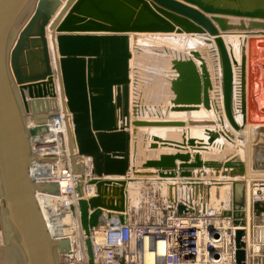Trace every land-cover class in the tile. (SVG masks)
I'll use <instances>...</instances> for the list:
<instances>
[{"label": "water", "instance_id": "obj_1", "mask_svg": "<svg viewBox=\"0 0 264 264\" xmlns=\"http://www.w3.org/2000/svg\"><path fill=\"white\" fill-rule=\"evenodd\" d=\"M62 1L65 0H0V201L5 248L13 249L18 264H60L59 256L70 251L69 241L50 237L35 198L37 191L57 194L58 186L34 184L28 175L33 159L30 137L45 127L28 129L27 116L31 115L38 125L44 124L47 118L44 114L50 110V101L58 98L54 78L59 85L69 128L67 112L73 118L74 134H71L72 143L71 140L69 142V159L73 172L81 176L77 186L80 197L83 196L86 178L81 163L83 156L94 159L95 170L90 183L96 185L97 196L81 199L79 211L86 236L88 264H95L91 234L104 223L105 211L111 226L115 215L120 224H125L128 213L126 188L129 178L113 179L126 177L128 167L124 162L129 159L127 142L113 140L115 135L117 139L122 135L113 133L116 130V109L122 107L120 98L116 104L113 103V89L117 86L128 90L129 60L132 57L129 34L176 33L218 38L221 33L264 31V0H67L51 23ZM34 6L32 15L21 29L20 25ZM48 26L54 31L56 72L47 40ZM56 32L97 35L56 36ZM216 44L225 71V114L230 125L238 130L239 126L233 119L229 54L222 39L218 38ZM184 66L189 70L182 72L177 68L178 74L184 77L172 82L173 90L179 96L178 102L182 94L185 100L188 99L182 86L186 87V92L200 88V76L195 67L187 63ZM206 72V67L202 66V73ZM190 75L197 77L194 83H180ZM210 83L206 76L207 92L203 104L213 109L209 98V90L213 88ZM196 101L202 102L200 97ZM239 107L243 112L244 105ZM162 125L166 126V123ZM169 125L174 126L173 123ZM124 130V127L120 129ZM225 139L231 142L228 137ZM152 140V149L158 148L159 143L166 146L168 142L159 137H152ZM189 142L195 147V142ZM223 142L219 135L211 134L206 144L203 142L198 146L204 151H208L206 148L223 149ZM176 146L181 149L186 145ZM235 153L233 151V155ZM177 159L182 162L180 169L184 178L191 174V170H243L239 160L204 162L200 155L194 157L193 163H187L191 160L190 154L161 156L160 160L148 161L143 168L157 171L161 177L175 179ZM254 169L264 170V159L254 160ZM259 205L257 203L256 207ZM201 206L209 217L213 214L236 219L242 217L240 209L226 212L215 211L205 203ZM178 210L182 212L186 206L180 204ZM195 210L191 212H199ZM241 237L242 232H238V240ZM239 259H242L241 254Z\"/></svg>", "mask_w": 264, "mask_h": 264}, {"label": "built area", "instance_id": "obj_2", "mask_svg": "<svg viewBox=\"0 0 264 264\" xmlns=\"http://www.w3.org/2000/svg\"><path fill=\"white\" fill-rule=\"evenodd\" d=\"M50 101L47 118L42 125L27 116L28 129L44 126L30 137L33 159L28 175L34 184H56L57 194L35 193L37 204L45 221L46 229L54 240L69 241L73 250V240L79 238V257L81 264H88L85 246V233L80 222L79 201L97 196L96 185L90 183L91 159L83 158L85 169L83 196L77 193L81 176L70 167L69 147L67 145V114L63 105L54 107ZM52 107V108H51ZM68 113V112H67ZM67 162V166L62 163ZM89 164V167H88ZM260 195L264 198V180ZM257 195L253 199L260 201ZM164 204V202H163ZM157 209L160 214L153 221L140 224L115 221L112 226L95 230L91 234L95 264H144L146 252H158L160 243L164 246L163 260L155 257L154 264H264V227L252 225L247 229L243 217H209L201 210L186 206L179 212L178 205ZM214 211V210H213ZM253 216V214H252ZM237 221V223H236ZM241 222L240 223H238ZM238 232L242 237L238 240ZM101 233V241L96 235ZM242 259H239V255ZM74 259L75 255H60Z\"/></svg>", "mask_w": 264, "mask_h": 264}, {"label": "rangeland", "instance_id": "obj_3", "mask_svg": "<svg viewBox=\"0 0 264 264\" xmlns=\"http://www.w3.org/2000/svg\"><path fill=\"white\" fill-rule=\"evenodd\" d=\"M129 37H132V43H133V48H132L133 62H132V68H131L133 80L136 83H138V81H140L139 86L142 85L141 87L145 90V93H146V97L144 98V100L146 99L147 102L150 104V106H155V104H157L160 101V99L158 100V98H156L157 97L156 90L152 91L154 89L153 88L154 84L158 85V86L163 85L164 87L172 86V80L174 79V76L172 74L173 71L178 70V69H180L182 72L188 71L189 69L185 68L184 65H185V63H187V64L193 66L194 63L192 61H190V62L187 61L188 58H191L193 56L192 55L193 53H190L191 57H188L187 55L184 56L183 53L179 54L178 52H176V50L173 49L174 47H166V46L162 45L160 42L158 43V41L157 42L154 41L149 36L145 37V36H139L138 34H134V35L129 34ZM202 38H203V36H202ZM232 38L233 37H231V39ZM241 38H240V40L235 41V42L233 40H236V39H232V40H230V42H231L232 46H234V44L236 42L237 43L240 42L239 44H243V48H242L243 52H244L243 53V59H244V54H245V59H246V53L245 52L247 51L248 52V59L250 60V73H251L250 80H251V82L249 84V91H248V97H247L248 98L247 99L248 100L247 111L249 112V118H248L249 121L248 122H250L251 124L248 123L247 126L251 131L252 139L250 141V145H248L247 142H241V140H238V142H236V144H230V143L226 144V142H223L222 144L227 145L228 147L230 146L233 149V151L236 152L235 155H231L232 157L230 156L231 159H228V161L239 160V162H241V164L243 166V170H238V171H226L225 169H222L221 171L199 170L200 171L199 176H195V174L193 175L191 173V174H188V175H190V177L186 174L187 176H186V178H184L182 176V174H183L182 170L180 169V165L182 164V162L177 159L178 161L181 162V164L178 167V170H179L178 174L179 175L177 173L176 174L178 176V179L182 180V181H178V184L175 183V181H174L176 179L161 177L157 171L154 174L151 173L149 175H146V173L144 171H148V169L143 168V166L148 161H146V163H144L142 165L141 164L142 158L143 159L144 158H153V157H156V155H157V152L152 151L153 149L151 148V145L154 144V142L151 139L152 143L150 144V147L143 149L141 146L140 153L143 155V157L140 158L141 160H135L134 161V159H133V161H132L131 160V151H130L128 161L124 162L127 164V167H128L127 171H126V177H124V178H129V183H130V184H128V185H130L129 190L131 191L129 193L130 198H131V206H132V207H130V209H133V212L135 211V213L133 215L134 217L131 218L132 223L140 224V223H143L145 221H147V222L153 221L157 217V214H160V212H161V210H159V212H158L157 209L163 208L165 210L167 206H169V207L174 206L175 207V206H177L176 204H179V205L180 204H183V205L186 204L187 206H189L193 209H198L201 207L202 203H205V204H208L210 207H214L215 211L221 210V211H226V212L233 211L234 208L240 209L238 203L235 202V198H236V196L237 197L239 196V193L241 194L242 190L245 191L246 176L251 175L250 177H252L253 179L257 178V177L261 179L263 173H258L257 171H260L262 169H256V172H254L255 171L254 160H260L261 158H264V147H261L262 148L261 150L257 148V147H259V145H264V139H260L258 137L259 134H257L258 132H257V130H255L254 126L256 124L264 125V112L262 111V109L264 108V37H247V38L241 37ZM244 44H246L247 48L245 47ZM172 51H175L176 55L178 57H180L181 59L180 58L175 59L176 55L174 56ZM239 56H240V54H239ZM178 57H176V58H178ZM177 63L180 65H178ZM238 69H239L240 74H242L240 67ZM149 71H151V72H149ZM159 72H162V74H159ZM194 72H196V71H194ZM246 76H248V75L246 74ZM196 79H197L196 76L190 75L187 78V80L181 79L180 83L183 81L194 82L193 80H196ZM141 81H143L144 83H141ZM141 91H142V89H141ZM147 91H149L150 96L147 94ZM183 91H186V87L183 88ZM253 99H254V101H253ZM161 100L166 102L167 99L163 98ZM210 110H212V109H210ZM252 110H253V112H252ZM215 114H218V113H215ZM137 117H139V116H137ZM147 117L153 118V117H157V116H156L155 112H150V113H148ZM209 121L213 122L214 120H209ZM226 122L228 125L229 124L228 121H226ZM252 122H254L255 124H253ZM220 123H221V121L219 118V126H218L219 129H220V127H222V124H220ZM136 124H139V122H137ZM185 124L186 125L181 127L182 128L181 131L183 130V132H178V134H175L174 137L166 138V140H168L166 146H162L159 143L163 148H165L162 150L163 153H166V154H163L161 156H167V157L171 156L169 153L172 152V149L184 150L183 148L182 149L177 148L178 146H176V145H178V144H176V140L181 141L180 142L181 144H183V142H185V141L187 143L189 141L191 143L195 142V140L192 137L187 138V134H186L189 132V127H190L191 123L188 122ZM207 127H209V126H207ZM70 128L72 131L73 126L71 125ZM152 130H156V129H151L150 132H152ZM208 130L209 129H206L205 131H208ZM71 134L73 135L74 133L72 132ZM238 136H240V135H238ZM244 143H245V145H244ZM136 150H137V152H136ZM248 150L250 152H253L252 155L250 154L251 155V160H250L251 162L243 160L244 159L243 156H245V154L248 153ZM258 150H260L262 153L260 155V157L257 154ZM76 152L77 151L75 150V153ZM134 152H135V154L138 153V149L135 148ZM177 155H180V154H177ZM182 155H186V154H182ZM136 156L137 155H135V157ZM161 156H160V158H161ZM234 156H235V158H233ZM83 158L91 159L89 172H91L93 174V170H95L93 157L84 156ZM103 160L104 159H102L101 161H103ZM104 161H106V160H104ZM151 161H157V160H151ZM131 162H133V163H131ZM187 163H191V162L189 161ZM99 165L101 166L102 163L99 162ZM247 165L250 169L247 167ZM166 173H168V171ZM254 173L256 176L254 175ZM247 174H249V175H247ZM142 175H144V176H142ZM187 177H189V178H187ZM119 178H123V177H119ZM208 178H209V180H208ZM262 178H264V175ZM253 183H255V181L252 182V185H253ZM256 183L259 184L258 182H256ZM153 185H155V186H153ZM178 186H179V188H178ZM174 188H175V190H174ZM180 189L183 192V194H181V195H180ZM184 190L186 191V193H184ZM260 197H261V195H260ZM213 198H214V201L212 203H210V200L211 199L213 200ZM223 198H225V201ZM217 199L221 200L222 204L218 203L219 201H216ZM163 202H164V204H163ZM257 203L260 204L258 207H256ZM252 214H253V216H252ZM251 223H252V225H255V226L264 227V198L263 197H261L260 201H255V203L252 204V207H251ZM3 228H4L3 227V217H2V209H1V201H0V264H18L17 256L14 253L13 249H12L11 253H13L15 260L11 259V261L9 260V261H5L4 263H2L3 261L1 260V257H2L1 254L3 253V251L9 250V249L5 248ZM79 243H80L79 238L73 240V252L71 254L74 253V255H75L78 253V255H79V251H78L80 248ZM10 250H11V248H10ZM11 256H12V254H11ZM68 256H70V254H68ZM75 258L69 259L66 257L59 256V263L60 264H77L78 261H80V258H78V257H77L78 259L77 258L75 259ZM81 263L82 262H80V264Z\"/></svg>", "mask_w": 264, "mask_h": 264}, {"label": "bare ground", "instance_id": "obj_4", "mask_svg": "<svg viewBox=\"0 0 264 264\" xmlns=\"http://www.w3.org/2000/svg\"><path fill=\"white\" fill-rule=\"evenodd\" d=\"M132 35H134V34H132ZM138 35L139 36H145V37L149 36L154 41H158V43L160 42L162 45H164L166 47H174L173 49H175L176 52H178L179 54L183 53L184 56L187 55L188 57H191L190 53H193L192 54L193 56L191 58H188L187 61L188 62L192 61L194 63L193 66L195 67V70L197 71V73H199L200 81H201L200 87L202 88V93L204 94V89L206 90L205 84H204V80H205L206 76H207V78H209V80L211 82L210 84H212L211 87H213L212 90H209V98L211 99L212 104L214 106L212 110H210L209 108L204 106V104L202 102L198 103L196 101L197 99H195V98H194V101H193V98L189 97V92H191V91H189V89H188V93H187V95H188V99L187 100L188 101L184 100V95L182 94V98H180L179 103H178L179 106H181L179 108H177L178 106H177L175 100L174 101L173 100L168 101V98H167L168 97V93H165V98L167 99V101L170 102V104H172V105L175 104V105L173 107L169 108V111L167 112V114L165 116L166 117V119H165L166 126H164L163 129H159V130L157 128L156 129L157 131L153 130V132L159 133L160 136L164 137V139H163L164 141H168L165 138L174 137L175 136V132L174 131L176 129H179V128L183 127L184 125H186L185 124V123H187L186 120L189 121V118H190V120L193 119V120H197V121L201 120L202 122L204 121L203 123H198L197 122V125H194L193 129L192 130L189 129V132L186 133L187 134V138H191L192 135L194 137L203 135V138H202L203 140L202 141L200 140V142L198 144L200 146L203 145L204 143L206 144V142H205L206 138L209 137V135H211V134L219 135L220 140L221 141L222 140L225 141L226 144H229V142H227L226 139H225L226 137H228L231 140L230 144H236V142H238V140H241V142H247V144L250 145V141L252 139V134H251L250 129L247 126V124L250 123V122H248L249 121L248 120L249 115H248V111H247V109H248L247 108V103H248V100H247L248 99L247 98L248 97V93H247V79H248V76H246V74L248 75V54H247V51H246L245 52L246 53V59H245V54H244V59H243V53L244 52L242 53V46H241L242 44H239L240 42L239 43L236 42L234 44V46H232L230 40L236 39V40H233L235 42V41L240 40L239 38L237 39V37H246V38L247 37H264V31L247 32V33H221V36L218 37V38L223 40V42L225 44V47H226V50H227V52L229 54L230 67H231V71H232V89H233L232 97H233V105H234L233 119H234L235 123L239 126L238 130H235L230 125V123H229V121H228V119L226 117V114H225V109H224L225 71H224L223 60H222L221 54L219 52V48H218V46L216 44V40L218 38H214V37H211L209 35H205L202 38V36H200V35L176 34V33H149V34L143 33V34H138ZM231 37H233V38L231 39ZM50 38H51V36H50ZM176 52L172 51L174 56L176 55ZM196 53L199 56L198 55L195 56ZM239 54H240V56H239ZM176 57H178V56L176 55L175 59H179L180 58V57H178V58H176ZM240 63H242V90H241L242 93H240V91H239L240 87H241V74H240L239 69H238ZM202 66L206 67V70H207L206 74L202 73ZM149 72H151V71H149ZM159 74H162V72H159ZM172 74H173L174 78L176 77L174 80H172V82L173 81H177L180 77L181 78L184 77L182 75H178V71L177 70L173 71ZM56 81H55V83H56ZM184 82L185 81H183L181 83H184ZM57 86H59V85H57ZM172 88H173V85L171 86V89ZM181 88L183 90L184 86H182ZM183 93L186 95V91H183ZM59 99H60V97H59ZM253 101H254V99H253ZM240 103H241V107H242V104L244 105V107H243L244 111L243 112H242V109H240V107H239ZM61 104H63V103H61ZM191 107H193L194 109H192ZM218 108H220L219 109L220 111H217ZM262 111L264 112V108L262 109ZM252 112H253V110H252ZM47 113H48V111L44 115H46ZM215 113H218V114H215ZM68 117H69V113H68ZM173 117L179 119L180 121L172 120ZM169 118H172V119L169 120ZM219 118H220V121H221L220 124H222V127H220L221 130H219L217 132H214L212 130H210V131L208 130L209 132L205 131V135L201 133L200 130H203L207 126L213 127V128H217L219 126ZM181 120H184V121H181ZM209 120H214V121L210 122ZM225 120L228 121V123H229L228 125H227V122ZM244 122H245V125H244ZM170 123H173L175 126H170L169 125ZM180 123H182L181 126H179ZM252 123L255 124L254 122H252ZM199 124H200V126H199ZM196 126H199L200 128H197ZM254 127H255V130H257V132H258L257 134H259L258 137L260 138L261 136H263L261 139H264V125L256 124ZM70 129L71 128H69V126H67V130H66V138L67 139L66 140H67L68 147H69V144H70L69 143L70 140H71V143H72V140H73V139H71V132L74 133V131L73 130L71 131ZM208 129H210V128H208ZM179 130H181V129H179ZM238 135H240V136H238ZM152 137H158V136L154 135ZM152 137H151V139H152ZM162 137H161V139H162ZM176 144H181V143L177 142ZM181 145H186L185 148L180 147L181 149L182 148L183 149L187 148L186 150H189V151H191L193 153H197V154H195V156L196 155H200L201 159H202V156L208 155V154H212V153L218 155L219 157L223 156V155L224 156L227 155V157H228L227 160L231 159L230 156L233 155L232 154L233 153V149H232V153L228 154V153L231 152V147L230 146L228 147L227 145H225L223 147V149L206 148V149H208V151L199 150V149H204V148H201L199 146L196 147V141H195V147L189 145L186 141L183 142V144H181ZM244 145H245V143H244ZM259 147H257V148L261 150L262 149L261 147H264V145H259ZM75 150L77 151V154H78V150H77L76 146H75ZM260 150H258V153H257L259 155V157L262 154ZM250 154L252 155L253 152H250L248 150V153H246L245 156H243L244 159L243 158L242 159L249 162L251 160V155ZM69 155H70V153H69ZM171 156H174V155H171ZM195 156H193V158ZM215 157H217V156H215ZM215 157H213V158H215ZM233 158H235V156ZM261 159H264V158H261ZM77 161H78V159L76 158V162ZM66 164H67V162L62 163V166H67ZM69 165L72 168V163L71 162H70ZM88 167H89V164H88ZM247 167H248V165H247ZM193 171L196 172L198 170H191V173ZM254 172H256V170ZM257 172L258 173H263V175H264V170L263 171L260 170V171H257ZM247 175H249V174H247ZM254 175H255V173H254ZM263 175H262V177H263ZM197 176H199V175H197ZM250 176H246V179H245L246 180L245 181V184H246L245 191L242 190L241 194L238 192L239 196L238 197L236 196V198H235V202H237L239 207H240L239 213H241L243 219L245 220V224L247 226V229L251 228V207H252L253 199L257 195H260V190H262L260 188L261 184L260 183L257 184L256 182L264 180V178H262V177H261V179L258 178V177L253 179ZM177 178H178V176L175 179H177ZM208 180H209V178H208ZM253 181H255V183H253V185H252ZM128 184H130V183H128ZM178 188H179V186H178ZM223 199L225 201V198H223ZM213 201H214V198H213V200L212 199L210 200V203H212ZM216 201H219L218 203L222 202L221 200H218V199ZM212 208L215 209L214 207H212ZM128 220H129V218H128ZM99 229H100V227L97 230H99ZM96 237H97V242H100L101 241V233L96 235ZM79 241H80V239H79ZM80 245H81V241H80ZM11 251L12 250L3 251V253L1 254L2 255L1 260L3 261L2 263H4L5 261H9V260L11 261V259L15 260V257L13 256V253H11ZM72 252H73V250H71V245H70V251L67 253V255L68 254H70V256L74 255V253L71 254ZM164 253H165V251H164L163 243H160L158 252H156V253L146 252L145 253L144 264H154L155 263L154 259H155L156 256L160 257V261L163 260L162 257L164 256ZM11 254H12V256H11ZM76 255H77V256H75L76 258L77 257L80 258L78 253ZM78 263L80 264V261H78Z\"/></svg>", "mask_w": 264, "mask_h": 264}, {"label": "crops", "instance_id": "obj_5", "mask_svg": "<svg viewBox=\"0 0 264 264\" xmlns=\"http://www.w3.org/2000/svg\"><path fill=\"white\" fill-rule=\"evenodd\" d=\"M66 3H67V0L62 1V5L59 8V10L57 11V13L55 14V16H53L51 23L53 21H55V19L61 13V11L65 7ZM34 9H35V6L27 13V15H26L27 17L24 19V21L20 25L21 29L24 26V24L27 22V20L30 18V16L32 15ZM64 17H63V19H64ZM46 32H47V40H48V45H49V51H50L52 66H53V70L56 72L55 51H54V43H53V40H52V33H54V31H52L50 29V26H48L47 29H46ZM62 35H90V36H95L97 34H94V33L74 34V33H58V32H56V36H62ZM50 36H51V38H50ZM129 38H131L130 39V53L132 55V53H133L132 49H131V48H133L132 37H129ZM240 38L241 37H239V39ZM244 45L247 48L246 44H244ZM242 48H243V44H242ZM242 53H243V49H242ZM247 54H248V52H247ZM58 57L60 58L59 55H58ZM132 62H133V58L131 57V59L129 60V73H128L129 85L127 87L128 90L125 91L123 89V87H121L119 89L117 86H115L114 89H113V100H114L113 103L116 104L117 98L122 99V102H121L122 107L119 110L116 109V117H115L116 130L113 132L115 134L120 133L122 135L120 137H118V139H117V138H115L116 135L114 134L115 136L113 137V140L115 142H117V143H121L122 140L127 142L126 145L129 147L128 155L130 154V151H131V160L133 161V159H134V161H135V160H141L140 158L143 157V155L140 153L141 146H142L143 149H146L147 147H150V144L152 143V141H151V137L152 136L155 135V136H158L160 138L162 137V136L159 135V133L153 132V130H152V132H150V131H151V129H157L158 128V130H159V129H163L164 128V126L162 124L165 123V119H166L165 116H166L167 112L169 111V108H171V107H173L175 105V104L174 105L170 104V102H168V101H171V100L174 101L175 100L176 104L178 106L177 108H179L181 106H179V104H178L179 103L178 102V97L179 96L173 90V88L171 90V86L170 87H168V86L164 87L163 85L162 86H158V85H155V84H154V87H153L154 89L152 91L156 90V92H157V97L156 98H158V100L160 99V101L157 104H155V106H150V104L147 102V100L146 99L144 100V98L146 97V93H145V90L141 87L142 85L139 86V84H140L139 82L140 81H138V83H136L133 80V76H132V72H131ZM239 67H240L241 72H242V63L239 64ZM250 76H251V73H250V60L248 59L247 93L249 91V84L251 82ZM55 81H56V78H54V82ZM199 82L201 83L200 80H199ZM141 83H144V82L141 81ZM191 83H194V82H191ZM55 84H56V90H57V93H58V98H57V100H55L56 102H53V105H54V107H57V105L61 104V97H60V94H59V86H57L58 82L56 81ZM140 88L142 89V91H141ZM241 90H242V74H241V87H240V90H239L240 93H242ZM189 91H191V92H189V97L190 98L197 99L198 97H200L202 103L204 102L205 95H206V92H207L205 89H204V94L202 93V88L201 87L199 89H195V90L194 89H190ZM165 93H168V97H167L168 101L166 100V102L161 100V99L165 98ZM187 93H188V91L186 92V96H188ZM147 94L149 95V91H147ZM59 97H60V99H59ZM65 107H66V104H65ZM191 108L194 109L193 107H191ZM150 112H155L157 117H153V118L147 117L148 113H150ZM68 113H69V122L71 123L70 125L74 126L73 123H72L73 122L72 114L70 112H68ZM135 114L137 116H139V117H137ZM248 115H249V112H248ZM169 119L171 120L172 118H169ZM172 120L180 121L179 119H177L175 117H173ZM181 121H184V120H181ZM137 122H139V123H147V125L137 126V125H135ZM186 122L187 123L188 122L191 123L189 129L192 130L194 125H197V122L198 123H203L204 121L202 122L201 120L197 121V120H193V119L190 120V118H189V121L186 120ZM199 126H200V124H199ZM199 126H196V127L200 128ZM122 127L125 128L124 131H120V129ZM208 128H210L209 131L212 130L214 132H217V131L221 130L218 127H217L218 129L217 128H213V127H205L203 130H200L201 133L205 135V130L208 129ZM179 129H182V128H179ZM179 129H176L174 131L175 134H178V132H183V130L181 131ZM155 131H157V130H155ZM95 133L96 132H94V134ZM134 134H136V137L134 136ZM209 137H210V135H209ZM209 137L206 138V141H205L206 143L208 142ZM192 138L196 141V146H198L200 140L201 141L203 140L202 139L203 135L202 136H196V137H194L192 135ZM162 139H164V137H162ZM177 142L180 143L181 141L176 140V143ZM123 144H124V142H123ZM157 145H158L157 146L158 148L152 150V151L157 152L156 157L144 158V159L142 158V161H141L142 165L144 163H146V161H149V160H159L161 155L166 154V153H163V151H162L163 149H165V148H163L161 146L162 144L161 145L157 144ZM151 146H153V144ZM135 148L138 149V153H136V154L134 152ZM186 149H184V150L172 149V152H170L169 154L170 155L190 154L191 155L190 162L193 163V161H194L193 156H195V154H197V153H193V152H191L189 150H186ZM136 152H137V150H136ZM231 153H232V148H231V152L228 153V154H231ZM135 155H137V156L135 157ZM215 156H217V157H215ZM223 156L219 157L218 155L212 153V154H208V155L202 156V160L204 162L205 161H220V162H224V160L226 161L228 157H227V155H225L224 157ZM213 157H215V158H213ZM113 158H115V157H113ZM131 163H133V162H131ZM180 164H181V162L176 160L175 165H176L177 169L175 170V173H177V174L179 173L178 167H179ZM204 171H207V170H204ZM144 172L146 173V175H148L149 173H153V174L156 173V171H153V170H148V171H144ZM192 174L193 175L195 174V176H197V175L200 174V171L199 170L196 171V172L193 171ZM142 176H144V175H142ZM116 178L117 179H126L124 177L123 178L113 177V179H116ZM174 181H175V183L178 184V181H182V180H179L177 178ZM153 186H155V185H153ZM126 189L128 191L127 192L128 213H127L126 222H129V220H131V218H133V215H134L135 211L133 212V209H130V207H132V206H131V198H130V195H129V193H130L129 185H127ZM181 192L182 191L180 189V195L183 194V192L182 193ZM184 193H186L185 190H184ZM106 216H107V212L105 211V220H104V223L100 226V229H105V228L111 226V221H109L106 218ZM116 216L117 215H115V218L112 221L113 224H114L115 221H117L116 220ZM128 218H129V220H128Z\"/></svg>", "mask_w": 264, "mask_h": 264}]
</instances>
